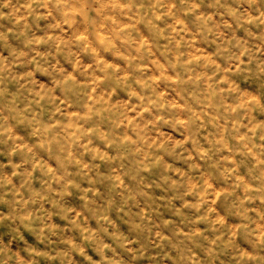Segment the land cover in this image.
<instances>
[{"label":"clouds","instance_id":"clouds-1","mask_svg":"<svg viewBox=\"0 0 264 264\" xmlns=\"http://www.w3.org/2000/svg\"><path fill=\"white\" fill-rule=\"evenodd\" d=\"M0 264H264V0H0Z\"/></svg>","mask_w":264,"mask_h":264}]
</instances>
